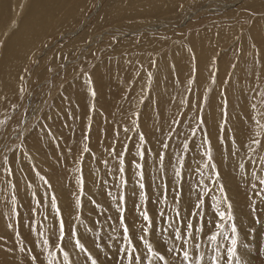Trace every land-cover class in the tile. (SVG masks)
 Here are the masks:
<instances>
[{
  "label": "rangeland",
  "instance_id": "obj_1",
  "mask_svg": "<svg viewBox=\"0 0 264 264\" xmlns=\"http://www.w3.org/2000/svg\"><path fill=\"white\" fill-rule=\"evenodd\" d=\"M78 1L0 88V264H128L197 211L196 264H264V0Z\"/></svg>",
  "mask_w": 264,
  "mask_h": 264
},
{
  "label": "bare ground",
  "instance_id": "obj_2",
  "mask_svg": "<svg viewBox=\"0 0 264 264\" xmlns=\"http://www.w3.org/2000/svg\"><path fill=\"white\" fill-rule=\"evenodd\" d=\"M16 1L0 0V30L3 28L2 22L7 21L9 17L6 13L7 7L14 3L15 8L13 18L9 20L10 22L8 21L9 24H6V28L0 32V88L3 89L9 86L10 83L13 85L21 71V64H25L27 56L32 57L34 55L31 52L41 45L44 37L57 29L60 24L70 20L72 12L74 15L75 2H79L78 0H20L17 4ZM145 1L149 3L164 2V0ZM127 8L128 5L127 7L116 6V9L120 12ZM204 63L205 56L201 54L199 65H204ZM6 95L9 96L10 94Z\"/></svg>",
  "mask_w": 264,
  "mask_h": 264
},
{
  "label": "snow or ice",
  "instance_id": "obj_3",
  "mask_svg": "<svg viewBox=\"0 0 264 264\" xmlns=\"http://www.w3.org/2000/svg\"><path fill=\"white\" fill-rule=\"evenodd\" d=\"M93 95H95V92H93ZM254 143H260L259 141H253ZM143 154H141L142 156ZM141 165L140 164H136V168L137 169H141ZM143 179V173L142 171L140 172V180L142 181ZM126 184V181L124 182ZM139 185V188L141 190H143L145 188V185L138 181L137 182ZM261 183H264V181H261ZM218 184V181H217ZM176 194H180L181 193V188L179 186H176L174 189ZM221 191L223 192V189H221ZM199 194L197 193V196ZM142 199H144L145 201L147 200V194L144 193V195L142 196ZM199 208V205H196ZM121 211H126V207L122 208ZM140 215L143 218V220L145 222H147V224L150 226L151 225V218L148 214L147 211L145 210H141L140 211ZM160 216H163L164 213L163 211H161L159 213ZM220 217L222 218L224 216L223 212H219ZM177 218H180L182 216L181 212H177L176 213ZM193 216V213L189 212L187 216H183V219H177L175 221L177 227L182 223L183 224V228L179 231L176 232L174 231L172 236H173V240H179L182 241V243L179 245V247H177V245L175 243H173V247L172 248H166L163 252V254L161 253L160 249H154L153 248V244L149 241L148 236L151 234L150 232L148 233V235H144L141 234L139 236V240H140V248L138 249L137 245L135 243H133L131 234H129V244L128 246L125 248L124 250V259H126L128 261V264H143V260L147 259V257L149 255L152 256L153 260L155 261H163L164 264H169V262L166 260V256L168 255V253L171 252H176L177 256L179 257L180 254L182 253V258L179 261V264H196L197 261V256H196V252L195 249L198 247V243L196 241V236H195V227L196 224L199 223V211H197V213H195L196 216V221L195 222H189L190 218ZM125 232H129V229L127 227L124 228ZM233 232L236 231V228L232 229ZM187 236V241L191 243V248L186 250L183 247V242L185 241V237ZM211 240H216L215 236L210 237ZM236 241L233 240L232 241V245L233 247L231 249L228 250V255L229 256H234L235 255V248H236ZM81 249L83 250V245H80ZM128 247H131L132 251L129 252L127 249ZM66 255V254H65ZM33 259H37L36 257H34ZM204 261V257L200 256L199 257V262L200 264H203ZM93 264H96V261H93ZM149 264H151V261H149Z\"/></svg>",
  "mask_w": 264,
  "mask_h": 264
}]
</instances>
